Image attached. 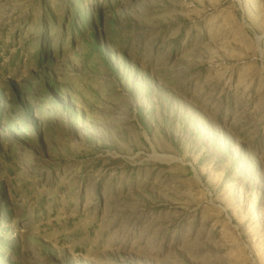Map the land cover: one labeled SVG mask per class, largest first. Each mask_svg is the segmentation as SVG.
Returning a JSON list of instances; mask_svg holds the SVG:
<instances>
[{
  "label": "rangeland",
  "instance_id": "374dc122",
  "mask_svg": "<svg viewBox=\"0 0 264 264\" xmlns=\"http://www.w3.org/2000/svg\"><path fill=\"white\" fill-rule=\"evenodd\" d=\"M0 264H264V0H0Z\"/></svg>",
  "mask_w": 264,
  "mask_h": 264
}]
</instances>
